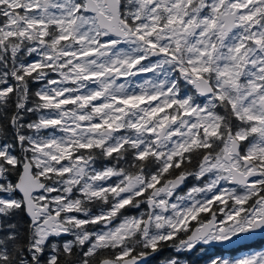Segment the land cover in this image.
<instances>
[{"label": "snow or ice", "instance_id": "obj_1", "mask_svg": "<svg viewBox=\"0 0 264 264\" xmlns=\"http://www.w3.org/2000/svg\"><path fill=\"white\" fill-rule=\"evenodd\" d=\"M258 234L264 0H0V264H191Z\"/></svg>", "mask_w": 264, "mask_h": 264}, {"label": "flooded vegetation", "instance_id": "obj_2", "mask_svg": "<svg viewBox=\"0 0 264 264\" xmlns=\"http://www.w3.org/2000/svg\"><path fill=\"white\" fill-rule=\"evenodd\" d=\"M193 183L194 181L189 180L186 185L182 186L179 189V194H183L184 192H186L187 189L191 187ZM127 214H134V212H130ZM192 223L194 226L195 222ZM261 249H264V235L258 234L251 237L241 238L239 240H236L234 238V241L232 243L223 242L215 244L212 247H205L203 252L198 247L195 251L191 252L188 258L191 261V264H204V261L210 255H225L229 257H239L245 255L250 250L258 251ZM148 264H156V258L149 260Z\"/></svg>", "mask_w": 264, "mask_h": 264}, {"label": "water", "instance_id": "obj_3", "mask_svg": "<svg viewBox=\"0 0 264 264\" xmlns=\"http://www.w3.org/2000/svg\"><path fill=\"white\" fill-rule=\"evenodd\" d=\"M264 235V234H263Z\"/></svg>", "mask_w": 264, "mask_h": 264}]
</instances>
